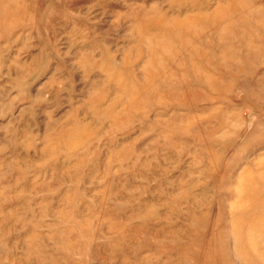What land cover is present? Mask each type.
Listing matches in <instances>:
<instances>
[{"label":"rangeland","instance_id":"obj_1","mask_svg":"<svg viewBox=\"0 0 264 264\" xmlns=\"http://www.w3.org/2000/svg\"><path fill=\"white\" fill-rule=\"evenodd\" d=\"M0 264H264V0H0Z\"/></svg>","mask_w":264,"mask_h":264}]
</instances>
